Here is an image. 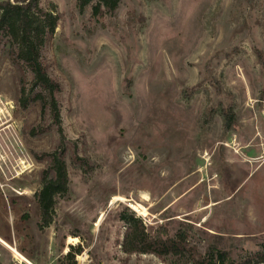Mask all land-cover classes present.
<instances>
[{
    "label": "rangeland",
    "instance_id": "rangeland-1",
    "mask_svg": "<svg viewBox=\"0 0 264 264\" xmlns=\"http://www.w3.org/2000/svg\"><path fill=\"white\" fill-rule=\"evenodd\" d=\"M38 2L58 18L43 57L62 132L39 102L20 105L21 74L0 48V239L32 264H71L70 251L75 264H165L123 252L127 208L150 233L192 225L201 254L217 236L235 262L261 252L264 0H120L97 18L92 4ZM61 145L69 190L41 227L35 194ZM18 258L0 243V264Z\"/></svg>",
    "mask_w": 264,
    "mask_h": 264
},
{
    "label": "trees",
    "instance_id": "trees-1",
    "mask_svg": "<svg viewBox=\"0 0 264 264\" xmlns=\"http://www.w3.org/2000/svg\"><path fill=\"white\" fill-rule=\"evenodd\" d=\"M91 4L92 17L97 18L114 14L120 6V0H77L80 10ZM57 24V16L44 11L38 0L0 1V48L6 49L12 65L21 74L19 103L23 108H27L31 103L39 102L43 119L48 115L61 133L57 100L61 86L50 76L43 57V49L55 32ZM27 72L31 75L30 88ZM226 118L227 128L230 129L234 118L231 110L226 114ZM67 151L68 149L61 145L59 149L48 154V165L41 172L42 186L35 194L40 208L41 227L52 223L56 196L69 190L65 161ZM72 159L74 164L85 171L91 170L92 166L88 160L77 155H73ZM120 219L126 227L121 244L126 255H153L165 264H264V244L261 252L235 262L229 250L220 248L223 236H217L218 242L208 246L206 253L201 254L198 247L190 241V232L193 230L190 224L181 223L180 229L171 236L165 225L150 233L143 220L127 208L120 214ZM81 252L82 249L78 247L76 253ZM73 255L70 251L66 256L67 259H72L71 264H75Z\"/></svg>",
    "mask_w": 264,
    "mask_h": 264
},
{
    "label": "bare ground",
    "instance_id": "bare-ground-1",
    "mask_svg": "<svg viewBox=\"0 0 264 264\" xmlns=\"http://www.w3.org/2000/svg\"><path fill=\"white\" fill-rule=\"evenodd\" d=\"M1 115H2V112L0 111V116H1ZM22 168H23V167H22ZM23 169H24V168H23ZM116 199H118V197H117ZM134 207H135L136 210H143L144 213L146 214V210H145L144 207H142L141 205H137V206H134ZM100 221H101V219H99V221H98L97 224H99ZM72 241H74L73 238H71V240H70L69 242H72ZM0 243L3 244L4 246H6L7 248H9L10 250H12V251L15 253V255H16L17 257H19L18 259H20L21 261H23V262H25V263H27V264H32V263H30L29 261H27L26 259H24L23 257H21V256L18 254V252H17L15 249H13V247L11 248V247H10L7 243H5L2 239H0Z\"/></svg>",
    "mask_w": 264,
    "mask_h": 264
}]
</instances>
